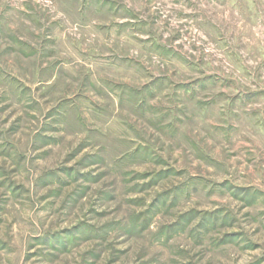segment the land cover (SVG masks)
<instances>
[{
	"label": "rangeland",
	"instance_id": "1",
	"mask_svg": "<svg viewBox=\"0 0 264 264\" xmlns=\"http://www.w3.org/2000/svg\"><path fill=\"white\" fill-rule=\"evenodd\" d=\"M0 264H264V0H0Z\"/></svg>",
	"mask_w": 264,
	"mask_h": 264
}]
</instances>
